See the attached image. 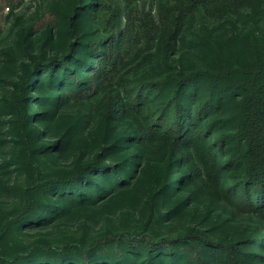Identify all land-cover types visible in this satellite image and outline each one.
Masks as SVG:
<instances>
[{
    "label": "trees",
    "instance_id": "obj_1",
    "mask_svg": "<svg viewBox=\"0 0 264 264\" xmlns=\"http://www.w3.org/2000/svg\"><path fill=\"white\" fill-rule=\"evenodd\" d=\"M136 1L125 0L123 27L115 8L109 19L101 17L109 9L104 0L59 1L47 13L43 35L48 42L52 35L65 39L67 49L25 67L1 106L14 144L1 168L33 170L34 179L20 194L22 206L0 207V264H264V0H166L156 18L138 16ZM132 43L139 69L157 59L159 75L130 80L134 69L121 71ZM100 95L109 143L70 169L49 175L35 169L66 147L47 142L38 124L50 130L61 106ZM115 122H127L130 134H112ZM77 134L73 130L69 142ZM132 148L164 158L151 174L156 183L139 228L106 230L88 243H9L131 192L146 172L142 155L128 153ZM175 169L183 171L176 179ZM201 197L222 202L234 215H253L261 227L231 240L204 230L157 231ZM163 203L174 207L160 214Z\"/></svg>",
    "mask_w": 264,
    "mask_h": 264
},
{
    "label": "rangeland",
    "instance_id": "obj_2",
    "mask_svg": "<svg viewBox=\"0 0 264 264\" xmlns=\"http://www.w3.org/2000/svg\"><path fill=\"white\" fill-rule=\"evenodd\" d=\"M7 1V0H6ZM64 0H12L13 7L3 5L0 0V207L10 212L22 206L20 194L33 181V170L28 172L17 170L15 166L1 168L2 162L9 161L14 144L10 141L7 129L9 118L1 111L4 99L9 98L16 91V86L21 82V76L25 67L31 70L35 62L45 63L52 57H61L67 49L68 41L52 35V40L47 41L43 26L47 23V13L53 4ZM166 0H138L132 9L138 16L151 14L156 18L159 4ZM109 9L102 14L107 20L110 10L115 8L118 13L120 26L125 25L127 12L125 0H104ZM10 8V9H9ZM32 29H38L27 39L24 36ZM98 31H103L101 26ZM135 43L129 48V55L121 65V71L130 80L137 77L159 75L158 66L160 60H153L151 67L139 69L140 58L135 56ZM174 58V57H173ZM176 58V57H175ZM63 95V94H61ZM104 95L87 98L82 102L61 106L58 110V120L50 130L44 124H38L46 131L47 142H66L64 150H58L46 158H42L33 166L42 174L49 175L58 170L70 169L77 160L87 162L99 154L109 142V136L105 132L104 116L106 106L103 105ZM42 110V109H37ZM112 134L129 135L130 127L127 122H115L110 126ZM73 130L78 134L70 139ZM128 153L142 155L138 160L140 169L145 170L139 175L137 185L126 195H114L86 212H79L68 219L58 220L48 227H40L26 230L23 234L10 237L11 245H26L36 240L45 239L54 245L63 241L90 242L106 230H128L139 228L144 221L146 211V198L149 191L155 185L151 174L161 170L164 166L163 157H155L153 154H144L137 148H132ZM119 160V158H118ZM173 178L180 177L174 170ZM187 193L179 197L184 199ZM174 204L163 203L158 213L170 211ZM260 221L253 215H234L222 202L213 201L201 197L194 201L182 216H172L165 220L159 233L177 234L185 230L206 231L212 238L237 239L242 234L248 235L261 227Z\"/></svg>",
    "mask_w": 264,
    "mask_h": 264
}]
</instances>
